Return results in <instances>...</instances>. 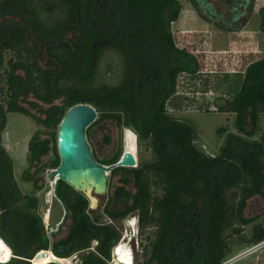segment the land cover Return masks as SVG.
I'll return each instance as SVG.
<instances>
[{"label":"trees","instance_id":"16d2710c","mask_svg":"<svg viewBox=\"0 0 264 264\" xmlns=\"http://www.w3.org/2000/svg\"><path fill=\"white\" fill-rule=\"evenodd\" d=\"M188 1L226 31L242 29L255 5V0ZM181 11L180 0H0V36H7L0 38V65L5 48L15 52L9 60L8 99L0 98V238L13 257L0 264H31L41 250L63 259L80 253L81 264L111 260L120 230L112 223L96 224L88 198L63 179L57 180L55 195L72 222L64 237L52 240L36 197L18 185L14 160L3 143L8 112L26 114L51 134L42 138L36 131L30 138L25 180H32L30 167L50 152L56 169L61 163L60 123L79 103H90L97 111L88 136L95 124L111 118L153 151L154 158L139 167L113 169L128 174L115 192L125 205L106 206L111 219L136 213L140 229L155 228L150 246L143 248L148 254L144 264H221L227 260L230 237L241 234L244 226L253 224L261 231L254 235L261 237L264 228L256 224L261 215L244 213L255 195L264 202V133L259 141L229 133L220 152L209 155L196 145L195 128L169 114L179 76L198 70L195 57L175 42L172 24ZM259 18L264 33V6ZM110 55L107 70L114 63L119 68L114 82L101 80L99 72ZM243 75L237 94L215 103L219 111L234 112L237 128L252 136L264 115V55L248 63ZM123 150L120 142L111 158L93 157L111 165ZM131 183L135 192L126 188ZM152 184L160 194H154Z\"/></svg>","mask_w":264,"mask_h":264},{"label":"rangeland","instance_id":"374dc122","mask_svg":"<svg viewBox=\"0 0 264 264\" xmlns=\"http://www.w3.org/2000/svg\"><path fill=\"white\" fill-rule=\"evenodd\" d=\"M180 1L182 11L179 19L172 24V31L176 44L185 48L195 57V66L198 70L193 73L184 72L179 76L174 94L168 102L169 114L175 118L188 121L195 128L196 145L209 155L220 152L229 133L241 135L248 140H261L264 133V115L261 116L257 131L252 136H247L237 128L235 113L219 111L215 102L217 99L225 102L237 94L244 76L240 72L246 68L248 63L264 55L259 54L256 47L260 46L259 42L263 44V41L261 39L258 41V39H254V36L240 32L246 25L238 31L220 29L208 22L188 0ZM254 3V8L260 5L257 0ZM21 18L19 17V19ZM258 19H260L259 15L256 14L250 21L248 28L253 29ZM0 21L2 20L0 19ZM0 38L6 39L7 36L1 34ZM230 42L235 44L230 47V51H225L222 47ZM262 46L264 48V45ZM261 47L260 50H263ZM3 55V62L0 65V92L2 88L3 93H0V98L6 101L8 99L6 90L8 87L9 60L15 57V52L5 48ZM108 62H112L111 55L106 56L100 67V78L106 82H114L119 78V68L114 63L111 70H107ZM41 63L44 64L45 61L43 60ZM234 70L239 74H230L229 71ZM19 73L23 72L19 70ZM60 102V100H56V103ZM32 112L39 114L35 109H32ZM36 131L40 133L42 138L50 137L51 134L50 129L37 123L30 116L20 112H8L6 128L2 137L4 145L14 160V175L18 185L25 194H32L36 197L45 228L54 241L68 233L72 221L65 206L55 195L57 180L49 178L50 171L54 169L50 165L54 158L52 152L44 156L37 167H30L32 180H25L24 178V171L29 166L28 142ZM86 138L92 155L101 160L111 158L118 150L120 142L124 148L120 159H122L123 154L136 157V164L130 163L125 167H139L142 163L154 158L153 151L147 141H139L131 129L120 128L111 118H104L95 124L91 135L86 134ZM113 169L108 171L107 197L99 211L104 213L105 223H112L120 230L121 237L118 244L123 242L129 246L133 254L134 264H144L148 254L143 248L146 245L150 246L154 239L155 228L140 229L136 213H132L121 220L109 217L106 212L107 204L111 202L112 208H122L125 205V198L123 196L117 198L115 192L124 184L122 179L125 175H128L124 171L113 173ZM37 184L41 188H37ZM126 188L132 192L136 190L133 183L126 185ZM152 190L155 195L161 193V189L155 184H152ZM263 211V199L255 195L249 200L244 214L247 217L261 215L256 224L257 227L262 225L264 228ZM133 219L134 223H132ZM255 227L253 224L246 225L241 234L230 237L227 260L235 258L236 255L259 242H264V232L260 235L261 237H258L259 235L256 237L254 231L257 233H261V231ZM96 243L93 242V246ZM113 252L109 264H120ZM70 259V264H78L81 254L78 253L77 258L72 259L70 257ZM0 263L6 262L1 261ZM31 264L33 263L31 262ZM58 264L60 263L58 262ZM229 264H264V244L245 257L236 259Z\"/></svg>","mask_w":264,"mask_h":264},{"label":"water","instance_id":"95a60500","mask_svg":"<svg viewBox=\"0 0 264 264\" xmlns=\"http://www.w3.org/2000/svg\"><path fill=\"white\" fill-rule=\"evenodd\" d=\"M96 108L90 103H79L70 108L59 126L58 149L61 163L50 171L51 180L63 179L89 200V213L96 224H104V213L99 209L107 197V174L117 166L136 164V157L124 155L117 163L105 166L95 160L86 138V129L96 120ZM89 191V193H88ZM95 199V206L92 199ZM41 250L33 258L42 257ZM29 260V259H27ZM32 262V259L30 260ZM58 263V262H54Z\"/></svg>","mask_w":264,"mask_h":264},{"label":"bare ground","instance_id":"6f19581e","mask_svg":"<svg viewBox=\"0 0 264 264\" xmlns=\"http://www.w3.org/2000/svg\"><path fill=\"white\" fill-rule=\"evenodd\" d=\"M89 193V191H88ZM95 199H92V206H95ZM129 220V219H128ZM134 219L132 223H134ZM114 256L120 264H134V258L131 249L129 246L123 242L117 244L114 247ZM13 257L12 249L4 244L0 238V262H8ZM49 262H59L60 264H70L71 259L69 258H60L56 256L51 250L46 251V253L39 258H33V264H48Z\"/></svg>","mask_w":264,"mask_h":264},{"label":"crops","instance_id":"0c3cea01","mask_svg":"<svg viewBox=\"0 0 264 264\" xmlns=\"http://www.w3.org/2000/svg\"><path fill=\"white\" fill-rule=\"evenodd\" d=\"M257 3H259L260 5L258 6V7H255L254 8V10H253V12H252V14H251V16H250V20L248 21V23L246 24V26L243 28V30H241L240 32H244V33H246V34H248L249 36L250 35H252V36H254V39H258V41H260V39L263 41V44H261L260 42H259V45L260 46H256L257 48H258V52H259V54H264V48H263V46L262 45H264V33L260 30V28H259V23H260V19H258V21H257V24H254L255 26H254V28L253 29H249L248 28V25H249V23H250V21L252 20V18L256 15V14H258L259 15V8L261 7V6H264V0H257ZM180 17V16H179ZM179 19V18H178ZM233 44H235V43H233V42H230L229 44H224L225 46L224 47H222L225 51H230L229 49H230V47L233 45ZM239 45H241V44H239ZM237 46H238V44H237ZM262 46V47H261ZM260 47L263 49V50H260ZM257 54V53H256ZM245 70V69H244ZM244 70L242 71V72H240L241 74H244ZM230 72V74H239V73H237L236 72V70H234V71H229ZM234 72V73H233Z\"/></svg>","mask_w":264,"mask_h":264},{"label":"built area","instance_id":"2783aa9c","mask_svg":"<svg viewBox=\"0 0 264 264\" xmlns=\"http://www.w3.org/2000/svg\"><path fill=\"white\" fill-rule=\"evenodd\" d=\"M263 244H264V242H259V243L255 244V245H253L252 247H250V248H248V249L242 251V252L239 253L238 255H236L235 258L229 259V260H227V261H225V262H223V263H221V264H229V263H231L232 261H234V260H236V259L239 260V259L245 257L246 255H248L249 253H251L252 251H254L255 249H258V248L261 247ZM77 254H78V253H75L74 255H72L71 258H72V259L77 258Z\"/></svg>","mask_w":264,"mask_h":264},{"label":"flooded vegetation","instance_id":"af4514ba","mask_svg":"<svg viewBox=\"0 0 264 264\" xmlns=\"http://www.w3.org/2000/svg\"><path fill=\"white\" fill-rule=\"evenodd\" d=\"M78 264H81V259H80V261L78 262Z\"/></svg>","mask_w":264,"mask_h":264}]
</instances>
